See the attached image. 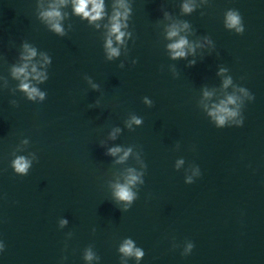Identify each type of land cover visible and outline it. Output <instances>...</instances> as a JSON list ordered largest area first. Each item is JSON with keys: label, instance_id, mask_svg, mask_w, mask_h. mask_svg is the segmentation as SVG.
I'll return each mask as SVG.
<instances>
[{"label": "clouds", "instance_id": "9594fccd", "mask_svg": "<svg viewBox=\"0 0 264 264\" xmlns=\"http://www.w3.org/2000/svg\"><path fill=\"white\" fill-rule=\"evenodd\" d=\"M66 3L67 0H58V3L52 4L48 10L40 13L41 17L47 22L50 28L55 33H58L61 36L65 35V32L60 23V21L63 19V16L59 10V7L65 5ZM72 5L74 14L88 19L89 22L98 21L105 15L104 0H72ZM182 7L185 13H190L193 11V6L187 2H185ZM120 9H123V11H120ZM130 12L131 8L124 2V0H118L117 5L114 6L113 14L110 17L109 35L105 45L109 59L120 55L119 48L113 46L112 37H115V42L117 44H122L124 42L125 32H123L121 29L127 26L125 23H123V21H126L128 19ZM225 23L226 27L229 29H234L236 34H243L245 30L242 17L239 11L235 9H230L227 11ZM182 28H188V24L184 23L182 27L173 24L169 26L167 30L168 39L179 37L173 43L167 45L168 49L170 50L172 59L185 58L188 55V52L194 51V48L189 44V41L184 36L179 35ZM186 49L188 51H186ZM24 51L26 53V55L23 57L25 61H29L36 56V49L30 47L28 44H24ZM47 60L48 58L45 56V61L47 62ZM189 63L191 65L195 62L190 61ZM27 68V63H25L21 67H14L12 69V74L16 78L23 77L24 80H27L29 76ZM32 73L35 74L33 78L37 81H42L46 78L43 73L37 71L35 65L32 66ZM229 83H231V79L225 80V87H227ZM20 88L27 94L29 100H36L38 97L40 100H43L45 97V94L43 92H40L36 87L30 86L29 83H25L24 81L21 82ZM240 91L244 93V95L248 96L249 99H254V96L250 94L247 89L240 88ZM207 95L209 94L205 92V96ZM145 103L151 104L152 102L145 99ZM234 103H236V98L233 96H229L227 101H222L219 106L215 107L214 110L210 112V115L215 120L216 126L218 128H223L226 125V121L238 115L237 111L230 110L227 107L228 104ZM243 122V116L240 115V119L236 121V124L237 126H242ZM133 123L139 125L141 124V120L133 116L128 122V126L131 127ZM116 131H119V129H117ZM114 136L115 133H113V138ZM121 151V148L115 147L110 148L108 150V153L115 156ZM129 151L124 152V155L120 157V161H123L127 158ZM182 162L183 161H180V163ZM30 166L31 161L23 156L18 157L13 162V167L15 168L16 172L22 175L27 174ZM138 179L139 177L133 174V171L130 169L129 175L126 178V183L115 185V198L117 200L125 201L128 202V204H131V202L135 199V193L131 190V186L135 185ZM189 182H191L190 178ZM61 223H66V221H62ZM193 247L194 244L189 243L187 245V248L185 249L184 255H188L189 253H191ZM3 249L4 245L0 243V251H3ZM119 251L123 253L124 256H135L137 259L144 255L141 249L136 248L133 241L130 239L124 241ZM85 258L91 260L93 258V253L91 251H88Z\"/></svg>", "mask_w": 264, "mask_h": 264}]
</instances>
